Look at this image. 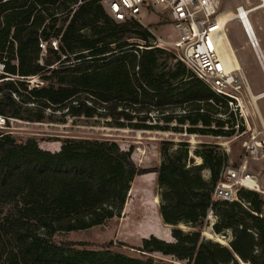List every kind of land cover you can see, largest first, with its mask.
Returning <instances> with one entry per match:
<instances>
[{"label":"trees","instance_id":"1","mask_svg":"<svg viewBox=\"0 0 264 264\" xmlns=\"http://www.w3.org/2000/svg\"><path fill=\"white\" fill-rule=\"evenodd\" d=\"M102 0H0V118L44 122L106 118L119 128L233 138L245 126L228 100L151 42L137 19L115 22ZM43 45V47H41ZM171 51V52H169ZM38 82L32 83L31 80ZM186 126V128H185ZM58 152L34 139L0 132V264H155L110 251L56 244V233L99 226L122 211L135 176L155 173L158 213L174 242L150 236L138 248L185 264H264V197L240 190L239 201H212V185L228 166L219 145L201 143L187 166L188 145L160 142L162 162L138 169L112 141L63 139ZM210 177L205 179L201 171ZM208 213L228 245L204 240Z\"/></svg>","mask_w":264,"mask_h":264},{"label":"rangeland","instance_id":"2","mask_svg":"<svg viewBox=\"0 0 264 264\" xmlns=\"http://www.w3.org/2000/svg\"><path fill=\"white\" fill-rule=\"evenodd\" d=\"M218 13L230 14L227 26L222 31V37L229 40L239 65L235 75L244 83L242 85L241 101L245 130L233 138H213L181 133L144 131L130 128H119L106 118H63L60 114L49 117L44 122H26L11 119L4 125L0 121V132L10 134L17 142L34 139L39 148L50 152H58L63 139H98L115 142L123 151L131 154V159L138 169H153L162 162L160 142L172 141L174 148L180 142L188 145L187 166L200 165L201 159L194 155L195 149L201 143L219 145V151L228 156L229 167L243 168L246 173L253 175L263 192L264 197V96L254 100V97L264 93V72L256 57L254 48L238 18L242 8L248 15L249 22L257 39V45L264 58V1L262 0H217ZM144 26L149 27L154 35L151 43L159 48L174 50L177 33L164 6L145 12L137 17ZM160 45V46H158ZM162 46V47H161ZM162 48V49H165ZM165 49L166 51H168ZM170 52V51H169ZM172 53V52H171ZM38 82L37 79L31 80ZM238 113V112H237ZM186 128V126H185ZM207 177L206 169L201 171ZM159 192L156 174L147 173L135 176L130 184V190L122 211L102 225L87 230L56 233L51 240L56 244L74 242L76 249L110 251L127 256L146 259L151 257L155 264H185L172 256L161 253L143 254L138 248L144 238L155 236L158 239L174 242L171 231L174 228L185 232L193 230L185 224L166 225L159 213ZM5 208L0 217L5 214ZM264 216V207H263ZM215 217L208 213L201 230L204 240L216 241L228 245L231 232L215 234L212 225Z\"/></svg>","mask_w":264,"mask_h":264},{"label":"built area","instance_id":"3","mask_svg":"<svg viewBox=\"0 0 264 264\" xmlns=\"http://www.w3.org/2000/svg\"><path fill=\"white\" fill-rule=\"evenodd\" d=\"M101 4L118 23L137 19L145 12L164 6L177 33L173 54L212 91L225 97L229 106L244 118L241 109L244 83L235 75L234 69L226 68L218 52L217 37H222L223 32L217 30V18L223 14L218 13L217 0H102ZM251 45L253 48L258 46L256 42ZM0 121L4 124L3 119ZM240 190L263 193L253 175L243 168L227 166L212 185L210 198L212 201H239Z\"/></svg>","mask_w":264,"mask_h":264},{"label":"bare ground","instance_id":"4","mask_svg":"<svg viewBox=\"0 0 264 264\" xmlns=\"http://www.w3.org/2000/svg\"><path fill=\"white\" fill-rule=\"evenodd\" d=\"M262 1H264V0H262ZM236 15L237 16L239 15L241 17V19H240V17H237V18L240 20L245 33H246V30H245V28H246L247 31H248V35L251 38V40L253 42L254 41L257 42V39H256V36L254 34L253 28H252V26H251V24L249 22L247 13L242 8H240L239 9V14H236ZM229 17H230V14H228V15L225 14V16H220L219 18H217V21L219 22V24L217 26V30H219L220 33L227 26V24H228L227 22L230 19ZM244 26H245V28H244ZM246 35H247V33H246ZM248 40H249V38H248ZM249 43L251 44L250 40H249ZM217 44H218V46L220 48L218 50V52L221 55V59L223 60L226 68L227 69L239 70V65H238V62H237L236 57L234 55V52H233V50L230 47L229 40L226 37L223 36V38H222L219 35L217 37ZM163 48H165V47H163ZM254 100H256V97H254Z\"/></svg>","mask_w":264,"mask_h":264},{"label":"water","instance_id":"5","mask_svg":"<svg viewBox=\"0 0 264 264\" xmlns=\"http://www.w3.org/2000/svg\"><path fill=\"white\" fill-rule=\"evenodd\" d=\"M237 17H240V16H239V15H238V16H237V15L234 16V18H237ZM240 19H241V17H240ZM244 28H245V26H244ZM245 30H246V33H247V36H248L250 42L253 43V44H255V41L253 42V41L251 40V38L249 37V35H248V31H247L246 28H245ZM254 51H255L256 57H257V59H258L260 65H261V68H262V70H263V72H264V58H263V56H262V54H261V51L259 50L258 46H255ZM262 96H264V93H262V94L256 96V99H258L259 97H262ZM200 164H201V163H200Z\"/></svg>","mask_w":264,"mask_h":264},{"label":"crops","instance_id":"6","mask_svg":"<svg viewBox=\"0 0 264 264\" xmlns=\"http://www.w3.org/2000/svg\"><path fill=\"white\" fill-rule=\"evenodd\" d=\"M209 177H210V174H209V172H208V175H207V177H206L205 179H209Z\"/></svg>","mask_w":264,"mask_h":264}]
</instances>
